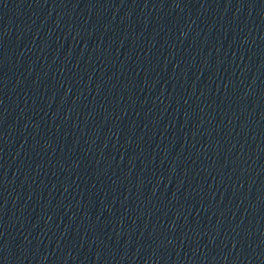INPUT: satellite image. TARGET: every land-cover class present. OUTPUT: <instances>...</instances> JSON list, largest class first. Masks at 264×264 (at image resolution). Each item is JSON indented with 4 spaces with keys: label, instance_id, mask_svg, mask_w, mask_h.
Segmentation results:
<instances>
[{
    "label": "water",
    "instance_id": "obj_1",
    "mask_svg": "<svg viewBox=\"0 0 264 264\" xmlns=\"http://www.w3.org/2000/svg\"><path fill=\"white\" fill-rule=\"evenodd\" d=\"M145 264H264V0H163Z\"/></svg>",
    "mask_w": 264,
    "mask_h": 264
}]
</instances>
